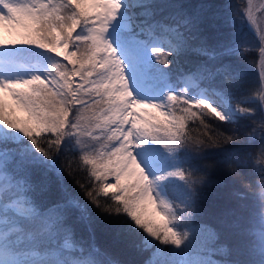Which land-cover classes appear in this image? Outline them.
Segmentation results:
<instances>
[{
  "label": "snow or ice",
  "instance_id": "6c2138e0",
  "mask_svg": "<svg viewBox=\"0 0 264 264\" xmlns=\"http://www.w3.org/2000/svg\"><path fill=\"white\" fill-rule=\"evenodd\" d=\"M209 2L0 0V48L34 45L57 58L47 76L0 78V264H124L94 210L124 218L108 238L141 264H264V47L253 95L229 59L247 35L234 25L231 43L210 45ZM231 7L251 27L264 17V3ZM161 73L182 86L162 101L137 95ZM229 144L241 151L223 171L252 194L245 180L260 177L258 212L213 176L216 161L169 168L159 157ZM170 178L184 184L176 198L158 187L174 190ZM206 188L222 197L215 206Z\"/></svg>",
  "mask_w": 264,
  "mask_h": 264
},
{
  "label": "trees",
  "instance_id": "16d2710c",
  "mask_svg": "<svg viewBox=\"0 0 264 264\" xmlns=\"http://www.w3.org/2000/svg\"><path fill=\"white\" fill-rule=\"evenodd\" d=\"M239 3L240 0H210L207 7L209 8V13L207 16L206 32L208 34L209 44L217 45L220 43H231L234 33V25L239 29L240 35H247V44L243 46V51L240 55H232L229 59L231 62L236 63L245 72V87L242 91H246L247 88L251 89L252 94L256 95L257 78L260 73V41L255 36L250 28L247 17L244 16L240 18L236 16L231 7V3ZM246 3V0H244ZM16 52L18 54L25 55L26 58L29 55L32 57H48L55 59L56 57L48 50H44L34 45H17L13 47H5L0 51L4 52ZM174 67V66H173ZM186 67H190L186 65ZM178 85V84H177ZM176 86V85H175ZM262 89V88H261ZM246 106V105H245ZM229 130H232L233 125H225ZM249 127L248 121H240L235 125V130L239 134H243L244 131ZM241 151L236 144H229L219 149H208L205 150L201 155L197 156L192 151L181 152L178 158L182 162V167L192 166L194 163H200L201 161H216L217 167L213 172V176H223L227 181L230 188H235L240 192L245 193V202L247 204L246 212L252 214L259 211L258 197H259V180L260 177L257 175L253 178L251 175L245 180V183H256L255 194L247 193L242 187L239 180H232L227 173L223 171V165L233 157L237 152ZM254 161H250V164ZM65 184L77 195H79V189L72 182L71 177L65 174ZM170 185H175V189L169 188L170 195L172 198H176L177 193L185 191L183 181L178 184L177 182L171 183ZM207 193V199L204 201L206 206H215L218 202L222 200V197L213 193L209 189H205ZM96 220L98 225H100L102 235L105 236L104 242L112 247V250L116 256L124 261V264H141L142 258L137 256L135 252L120 244L113 245L111 239L108 238L107 230H115L116 227H121V221L124 219L107 217L102 213L94 210Z\"/></svg>",
  "mask_w": 264,
  "mask_h": 264
},
{
  "label": "rangeland",
  "instance_id": "374dc122",
  "mask_svg": "<svg viewBox=\"0 0 264 264\" xmlns=\"http://www.w3.org/2000/svg\"><path fill=\"white\" fill-rule=\"evenodd\" d=\"M254 2L257 4V6H259L260 4L264 3V0H254ZM257 15H258L257 25L252 26V31L254 32L258 40L260 41V34H259V31H257V29L258 27H264V17H260L259 13ZM250 28H251V25H250ZM260 46L264 47V45L262 44H260ZM56 59L57 58L54 59V62H53V59H50V60L48 59V60H45L44 63H41L44 65H48L47 67L49 71L48 75L51 73L52 71L51 65L56 62ZM41 64L38 67L34 65H32L31 67L16 65L15 67L9 70H5L4 69L5 65L0 64V78L15 80V79H27L33 75H41L42 77L47 76L39 71L40 68H42ZM259 69H260V65H259ZM177 84H180V85H177ZM181 86H182L181 83L176 81L175 76L171 77V79L169 80L168 78L164 76L163 73H161L156 85L153 87V94H151L148 97L146 93L143 94L142 91L137 90V95L144 99H154V100L162 101L165 99L166 91H177ZM261 90L264 91V88H262ZM159 157L161 160H163L166 163V166L169 168L182 167V162L178 157H175V158L169 157L167 153H165L162 149L159 152ZM146 171L149 173V175L154 174L153 169L150 166L146 165ZM174 182H177L178 184H180L182 181H180L177 178H170V180L165 183L171 184ZM158 187L162 188V192H161L162 195H166L169 198H172V196L169 194L170 193L169 188H164L163 186H159V185Z\"/></svg>",
  "mask_w": 264,
  "mask_h": 264
}]
</instances>
